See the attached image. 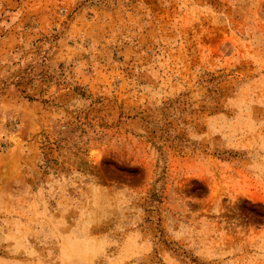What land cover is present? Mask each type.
<instances>
[{
  "label": "rangeland",
  "instance_id": "obj_1",
  "mask_svg": "<svg viewBox=\"0 0 264 264\" xmlns=\"http://www.w3.org/2000/svg\"><path fill=\"white\" fill-rule=\"evenodd\" d=\"M0 264H264V0H0Z\"/></svg>",
  "mask_w": 264,
  "mask_h": 264
}]
</instances>
